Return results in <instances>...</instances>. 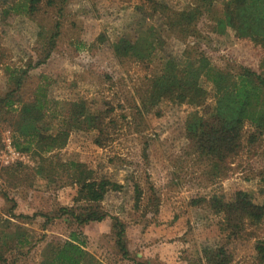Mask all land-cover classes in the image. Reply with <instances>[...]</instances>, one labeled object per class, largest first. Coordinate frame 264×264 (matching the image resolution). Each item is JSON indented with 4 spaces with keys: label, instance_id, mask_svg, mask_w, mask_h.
<instances>
[{
    "label": "rangeland",
    "instance_id": "rangeland-1",
    "mask_svg": "<svg viewBox=\"0 0 264 264\" xmlns=\"http://www.w3.org/2000/svg\"><path fill=\"white\" fill-rule=\"evenodd\" d=\"M152 1L175 10L190 4V0ZM215 8L220 13L221 4L216 3ZM63 12L59 46L45 64L29 71L22 95L29 96L39 79V83L45 82L49 97L85 100L91 110L110 111L116 121L102 145L94 143V130H71L65 146L55 151L59 159L83 162L95 177L104 176L121 185L119 190L108 191L100 204L109 216L123 222L128 254H115L107 218L82 227L89 252L105 264H192L197 263L203 247L227 243L233 253L230 264H254V243L264 240V220L252 226L246 223L240 235L227 239L222 214L212 212L204 203H190L194 196L208 199L232 188L264 202V134L255 145L244 143L240 154L227 161L224 176L210 178L204 163L187 149L184 121L193 110L190 106L162 100L152 110H142L141 116L135 110L140 91L161 58L170 56L181 63L182 50L186 41L192 43L191 38L183 41L164 31L161 16L151 11L148 0H67ZM54 14L52 9L44 10V23L50 24ZM7 20H2L0 13V45L6 62L24 64L34 57L37 24L23 15ZM212 25L206 17L198 22L204 35L200 46L213 65L234 71L242 66L261 69V51L247 40L236 39L230 29L214 32ZM99 35L105 40L97 41ZM123 35L155 40L151 61L117 60L110 43ZM201 84L211 94L210 83L202 80ZM5 89L6 77L0 66V94ZM133 114L137 116L134 120ZM9 129L0 122V228L8 219L12 226H7L24 232L28 244L14 248L6 264H37L42 243L36 239L45 235V241H63L69 227L60 219L42 229L40 217L30 223L9 218L4 212L11 204L8 200L15 202L16 214L31 215L39 209L53 211L71 205L76 188L66 185L64 179L48 185L31 182L36 160L30 153L15 156L8 151L6 143L12 140ZM135 184L143 194L136 203Z\"/></svg>",
    "mask_w": 264,
    "mask_h": 264
},
{
    "label": "trees",
    "instance_id": "trees-1",
    "mask_svg": "<svg viewBox=\"0 0 264 264\" xmlns=\"http://www.w3.org/2000/svg\"><path fill=\"white\" fill-rule=\"evenodd\" d=\"M66 3L67 0H0L2 20L8 22L10 16L23 15L37 24L34 57L24 64L6 62L0 45V66L6 77V89L0 94V122L10 128L13 147L35 158L31 182L48 185L64 179L66 185L76 188L72 204L53 211L39 209L31 215L16 214L15 202L8 200L11 204L7 203L4 212L21 223H30L40 217L42 229L54 219H60L69 227L63 241H45V235L36 239V243H42L37 264H105L86 248L82 227L109 219L115 254L127 256L123 222L116 216H109L100 204L108 191L119 190L121 185L104 176L95 177L93 170L83 162L59 159L55 151L65 146L71 130H94V143L102 145L116 121L111 118L110 111L91 110L85 100L49 97L45 82L39 83V79L29 96L22 95L29 71L45 64L59 46ZM216 3L221 4L220 13L215 12ZM148 5L152 12L161 16L164 31L178 35L183 41L191 38L192 43L186 41L181 63L174 57L161 58L140 91L136 115L141 116L142 110H152L162 100L190 106L193 110L184 121L188 152L204 163L210 178L224 176L227 161L240 154L244 143L255 145L264 134V0H190L189 6L181 10L152 0H148ZM51 9L56 18L52 15L50 24H45L42 12ZM204 17L212 20L214 32L230 29L236 39L247 40L261 51V69L242 66L234 71L213 65L199 41L204 35L199 31L198 22ZM104 40L105 37L99 35L97 41ZM154 42L144 35H123L110 43V48L119 61L149 62ZM202 80L210 83L211 94L201 84ZM136 115L133 114V120ZM246 128L249 130L245 131ZM133 192L136 203L143 195L142 189L135 184ZM148 197L151 202L155 201L152 191ZM200 203L223 215L227 239L240 235L246 223L252 226L264 220V202H256L251 193L239 188L208 199L194 196L190 204ZM7 225L12 226L8 219L0 228V264L9 261L14 248L28 244L24 232L12 230ZM226 245L203 247L197 263L230 264L233 253ZM254 253V264H264V240L255 241Z\"/></svg>",
    "mask_w": 264,
    "mask_h": 264
},
{
    "label": "built area",
    "instance_id": "built-area-1",
    "mask_svg": "<svg viewBox=\"0 0 264 264\" xmlns=\"http://www.w3.org/2000/svg\"><path fill=\"white\" fill-rule=\"evenodd\" d=\"M6 147H7L8 151H9L10 153H13L15 156H19V155H21V152H19L18 150H16V149L13 147V145H11V142H10V141H8V142L6 143Z\"/></svg>",
    "mask_w": 264,
    "mask_h": 264
}]
</instances>
